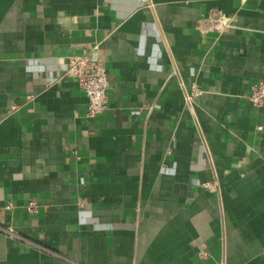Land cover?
<instances>
[{
	"label": "crops",
	"instance_id": "1",
	"mask_svg": "<svg viewBox=\"0 0 264 264\" xmlns=\"http://www.w3.org/2000/svg\"><path fill=\"white\" fill-rule=\"evenodd\" d=\"M259 80L264 0H0V264H264Z\"/></svg>",
	"mask_w": 264,
	"mask_h": 264
},
{
	"label": "built area",
	"instance_id": "2",
	"mask_svg": "<svg viewBox=\"0 0 264 264\" xmlns=\"http://www.w3.org/2000/svg\"><path fill=\"white\" fill-rule=\"evenodd\" d=\"M209 21L217 29H225L231 25V18L222 11H213ZM65 74L75 78L80 87L84 90L88 100V114L96 116L102 113L108 107V90L110 87L109 74L99 56L74 55L71 56ZM254 105L264 103V80H259L252 85L249 96ZM29 209H37L34 202L29 203Z\"/></svg>",
	"mask_w": 264,
	"mask_h": 264
}]
</instances>
